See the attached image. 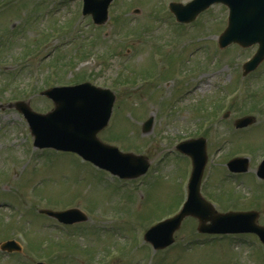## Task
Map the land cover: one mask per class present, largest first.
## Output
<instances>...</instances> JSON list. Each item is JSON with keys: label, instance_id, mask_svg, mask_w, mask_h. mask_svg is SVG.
Returning a JSON list of instances; mask_svg holds the SVG:
<instances>
[{"label": "rangeland", "instance_id": "rangeland-1", "mask_svg": "<svg viewBox=\"0 0 264 264\" xmlns=\"http://www.w3.org/2000/svg\"><path fill=\"white\" fill-rule=\"evenodd\" d=\"M166 1L116 0L109 9L108 22L96 28L90 17L81 18L80 0H0V87L3 89L0 92V238L19 235L20 228L24 226L29 232L27 239L34 245V249L25 250L26 260H43L39 258L44 257L56 263L55 256L65 237V233L52 227V219L38 213V208L57 211L74 205L87 210L88 225L69 227L73 237H67L65 242L71 243L72 240L80 248H72L71 244L64 242L65 256L62 250L59 252L61 264H99L107 255H102L106 244L109 246L108 254L112 248L120 249L123 245L126 257L132 253L134 258H131L137 262L148 255L145 264L150 263L154 250L146 243L143 245L144 232L178 206L180 191L185 188L184 179L188 175L186 169L190 167L187 157L188 160H183L174 155L173 145L179 139L199 135L203 126L210 123L199 117L198 107L201 106L205 113L215 105V118L220 120L225 110L221 109L225 95H232V88L238 85H234L235 73L238 69L240 77V64L256 48V45L239 48L235 44L223 50L216 47V36L226 25L223 20L227 14L225 6L215 4L209 7L191 28L186 29L173 25L170 13H162ZM177 1L185 3L189 0ZM151 11L156 16L150 17ZM119 13L126 15L122 24L125 29L121 28V32L112 35L113 30L120 26V17L116 16ZM161 13L166 18H162ZM131 21L138 23L131 27ZM105 32L107 36L99 40L98 37ZM43 33L48 35L46 50L43 47L47 38ZM116 35H131L132 39L124 45L115 42L113 37ZM116 38L122 40L118 36ZM105 54L109 57L107 62L103 61ZM121 68H124L123 75ZM175 69H178V74ZM263 74L264 63L243 80V86L251 82L255 85L254 79ZM83 81L111 87L116 99L108 126L99 137L123 150L132 149V152L144 154L149 161V169L144 176L125 181L123 185L119 184V179L98 171L73 153L52 149H42L38 153L39 150L32 146V136L21 114L6 106L16 99H23L28 100L34 110L44 112L52 104L40 96L39 91L55 84ZM242 91L240 98L243 97ZM237 101L235 96L230 102L234 104L231 118L251 111L242 110ZM245 107H249L246 102ZM149 116L153 119L152 127L142 134L141 123ZM257 117V121L263 118L262 114H257ZM219 130L224 131L222 126ZM225 137L226 134L218 138L208 133L206 141L213 149L220 144L219 139ZM244 148L253 150L248 153L242 151ZM263 148V126L250 127L234 135L231 144L225 142L221 146L213 168L207 170L202 180L203 190L220 202L215 205L217 210L222 211L234 202L229 201L230 195L218 197L216 193L229 190L245 198L248 193L243 192L253 191L257 199L252 201L261 211V223L264 224V180H259L254 174L256 160L264 156L261 154ZM231 149L239 152L240 156H248L252 163L242 178L243 182L241 178L236 181L239 187L232 185L234 189H227L221 179L226 170L224 156ZM6 203H11V208L4 206ZM238 205L249 206L242 200ZM21 207L25 210L24 215L18 212ZM120 210L123 215L116 217ZM123 220L120 227L127 229H116ZM107 224L116 228L107 230L106 243L99 241L105 231L93 232L92 235L84 232L92 225L98 228ZM195 225L196 220L186 219L175 232L174 247L165 250L167 255L169 252L170 259H176L174 251L178 247L184 250L195 248L181 244L197 236ZM121 236L125 238L118 239ZM238 238H244L250 248L235 249L233 245L231 248L218 243L214 246L216 242L209 241L207 246L196 247L199 248L196 253H191L192 250L186 253L182 262L172 261L175 264H264V245L257 236L246 233ZM40 243L48 246L40 249ZM233 244L245 243L235 241ZM130 247L133 251L129 250ZM82 249L86 251L85 258L79 254ZM40 250H44L43 257L38 256ZM95 250L99 252L92 255ZM248 251L254 257L245 253ZM163 253L159 251L157 254ZM248 256L253 259H246ZM16 258L20 263L21 257L6 258L0 252V264H12V259ZM231 258L233 262H230ZM106 264H116V260Z\"/></svg>", "mask_w": 264, "mask_h": 264}, {"label": "water", "instance_id": "water-1", "mask_svg": "<svg viewBox=\"0 0 264 264\" xmlns=\"http://www.w3.org/2000/svg\"><path fill=\"white\" fill-rule=\"evenodd\" d=\"M212 1H222L230 9L228 27L219 39L220 46H225L229 42H237L242 46L257 43L258 48L255 54L244 64L245 70L254 68L264 56V0H193L184 9H177L175 4L172 8L177 18L188 22ZM104 18L102 14L96 17L95 21L101 22ZM44 94L53 99L55 103L54 110L44 115L33 113L24 103H15L16 108L22 111L28 120L34 135V145L74 151L120 177H133L145 170L147 164L141 157L120 153L117 148L101 143L95 136L109 117L114 98L110 91L81 84L52 88ZM250 121V117H245L237 120L236 125H245ZM150 125L151 118L143 124V131H148ZM177 148L188 154L193 162L188 200L174 217L158 222L149 228L144 234L145 240L152 243L154 247H164L172 241V234L179 227L181 220L187 215H192L199 220V231H254L264 241V227L254 224H247L240 229L210 228L205 224L206 220L210 221L209 226L222 222L245 223V221L242 218L228 220L227 218H232L234 215L216 213L198 196L199 179L205 163L203 139L185 141L178 144ZM228 166L235 171L245 169V163L239 166L236 160L230 161ZM258 174L264 177V161L258 168ZM43 212L65 223L86 218L77 209L61 212L43 210ZM236 215L243 218L250 217V220L254 218V213ZM0 247L7 250L19 249L13 241H6Z\"/></svg>", "mask_w": 264, "mask_h": 264}]
</instances>
